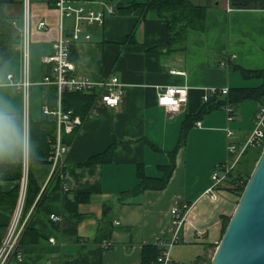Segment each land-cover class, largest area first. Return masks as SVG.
Listing matches in <instances>:
<instances>
[{
  "label": "crops",
  "instance_id": "obj_1",
  "mask_svg": "<svg viewBox=\"0 0 264 264\" xmlns=\"http://www.w3.org/2000/svg\"><path fill=\"white\" fill-rule=\"evenodd\" d=\"M54 1L31 0L30 132L33 124L46 120L42 108L54 91L42 84L50 74L43 59L52 54L59 36ZM75 1L87 9H101L102 3L118 8L103 26L84 28L83 38L74 46L75 64L77 75L95 82L118 78L125 93L116 108L106 107L99 95L92 98L82 127L66 144L69 152L56 174L49 161L31 164L29 146L28 188L30 178L34 186L24 222L37 231L39 240L21 249L22 262L10 264H143L146 247L162 253L171 242V210L177 201L190 210L180 240L171 249V264L210 263L222 239L224 220L231 219L239 199L217 190L218 199L212 200L207 192L216 169L233 159L229 143L242 146L248 139L260 106L257 102L246 101L234 109L231 123L225 110L202 117L176 151L167 187L132 192L139 185L140 169L150 178L163 176L161 167L171 164L186 117L199 114L206 92L262 85L234 67L264 70V10L234 9L233 0H190L208 9L207 27L203 33L190 32L180 50L173 51L177 45L169 46L167 25L152 13L145 16L138 7L145 0ZM0 2L20 31L23 0ZM41 21L51 29L37 31ZM64 25L69 34L73 19L66 18ZM19 46L6 62L0 47V116L5 121L0 132V167L10 169L8 178L0 177V245L16 213L27 164L23 99L7 80L9 75L16 82L21 80ZM168 87L188 88V104L180 113L157 105L159 92ZM228 128L234 132L231 140ZM111 147V163L86 166Z\"/></svg>",
  "mask_w": 264,
  "mask_h": 264
},
{
  "label": "built area",
  "instance_id": "obj_2",
  "mask_svg": "<svg viewBox=\"0 0 264 264\" xmlns=\"http://www.w3.org/2000/svg\"><path fill=\"white\" fill-rule=\"evenodd\" d=\"M101 9H87L79 5L75 0H55L54 9L58 14L59 21L57 30L59 36L54 43L53 52L50 56L43 59L45 65H52V76H46L42 84L54 86L57 89L58 103L56 109L52 110L48 106L42 108L44 116L51 117L56 121V135L52 143V153L48 158L52 173L56 174L63 158L68 154L69 147L64 143L66 135H72L83 125V119L76 115L73 110L65 111L62 107V97L65 93H90L92 91L99 92V98L102 103L109 108H116L121 102V98L125 93V85L118 78L113 77L100 82H95L88 77L76 74V64L71 60V49L77 42L83 38L84 28L86 26L98 25L103 26L108 16H115L117 10L112 5L101 4ZM23 25L20 29V52L22 56L21 80L16 82L13 75H9L7 80L9 85L17 88L23 99V117L25 128V146L26 160L24 165L23 179L20 185L19 200L16 213L8 228L6 236L0 245V264H10L16 260L22 262L24 255L20 250V241L25 231L24 211L26 208V199L28 191V162H29V146H30V99L33 83L31 81V46L33 37V25L31 22V0H23ZM66 18L73 19L72 31L67 34L64 21ZM15 27L16 23H12ZM39 32L49 31L50 25L46 21H41L35 26ZM89 41L91 37H84ZM225 67L226 64H223ZM220 93L223 96L229 94V90H210L206 92L203 102H208L210 97ZM188 104V88L168 87L161 90L158 94L157 105L161 108L173 113H180ZM228 114V121H234V109L230 106L225 108ZM227 137L231 140L234 133L228 128L226 130ZM264 148V103L259 106L254 120L251 133L242 146L235 143H229L228 153L233 157L228 164L219 166L212 176V187L207 192L212 200H217L218 187L225 181L228 174L237 166L243 154L249 150H259ZM68 192V189H64ZM190 206L183 205L177 201L172 210V240L166 246L158 258L157 264H171V249L176 245L181 237V231L186 221ZM55 221L61 219L52 216ZM209 264V263H204Z\"/></svg>",
  "mask_w": 264,
  "mask_h": 264
},
{
  "label": "trees",
  "instance_id": "obj_3",
  "mask_svg": "<svg viewBox=\"0 0 264 264\" xmlns=\"http://www.w3.org/2000/svg\"><path fill=\"white\" fill-rule=\"evenodd\" d=\"M138 7L143 9L145 16H147L149 13H152L167 25L169 33V46L173 47L177 45L175 48H173V51L180 50V46L185 44L190 32L203 33L207 27L208 9L206 7L196 6L190 0H145V3ZM232 7L238 10H264V1L233 0ZM116 10H118V8ZM19 44L20 31L12 24V22L8 20L5 14V4L0 2V47L3 51V62L8 61L13 56V53L18 48ZM75 55L76 49L73 46L71 49V60L73 62H75ZM45 66H48L46 68L50 70V74L48 76H52V65ZM234 69L246 79L255 78L261 80L262 85L253 89H233L229 91L227 96L217 93L210 97L208 102H203L201 111L197 116L186 117L182 126L178 147L172 153L171 164L169 166L161 167L163 170V176L161 178H150L146 176L140 169L138 174L140 182L132 194H140L148 190H163L167 187L175 169L176 151L185 145L189 130L198 121H200L202 117L216 110H225V108L228 106L232 107L233 109L238 108L246 101H255L260 106L264 103V70L250 72L238 66L234 67ZM51 87L54 89V91L50 95L47 103H45V106H48L50 109L54 110L57 107L58 96L56 87ZM98 95V91H92L90 93H65L62 97V107L65 111L73 110L76 115L80 116L84 120L89 112L92 98H95ZM44 118L46 120L43 122L39 124H33L31 126V164L48 163V158L52 153V143L56 135V121L51 117L44 116ZM75 132L72 135H66L64 137L65 144H70ZM113 149L114 147H111L105 153L92 157L86 166L111 163ZM263 149L264 148L259 150H247L241 157L237 166L228 174L225 181L218 187V190L228 191L240 199L256 166V163L259 160L254 158V156L260 158ZM14 170H17V168ZM9 171L10 169L8 170V168L0 167V177L5 179L8 178ZM17 176L19 179L21 177V173ZM33 186V180L30 178L26 199L27 209L29 208L30 192ZM38 193L39 191L36 188L35 194L37 195ZM229 221L230 218L224 220L222 237L226 231ZM38 240L39 236L37 231L33 228L26 227L20 241V250L28 245L36 244ZM160 255L161 251L158 249H155L154 247H146L143 252V264H151L154 261L156 263ZM195 264L201 263L198 261Z\"/></svg>",
  "mask_w": 264,
  "mask_h": 264
},
{
  "label": "water",
  "instance_id": "obj_4",
  "mask_svg": "<svg viewBox=\"0 0 264 264\" xmlns=\"http://www.w3.org/2000/svg\"><path fill=\"white\" fill-rule=\"evenodd\" d=\"M210 264H264V149Z\"/></svg>",
  "mask_w": 264,
  "mask_h": 264
},
{
  "label": "clouds",
  "instance_id": "obj_5",
  "mask_svg": "<svg viewBox=\"0 0 264 264\" xmlns=\"http://www.w3.org/2000/svg\"><path fill=\"white\" fill-rule=\"evenodd\" d=\"M4 127H5L4 117L0 116V132L3 131Z\"/></svg>",
  "mask_w": 264,
  "mask_h": 264
},
{
  "label": "rangeland",
  "instance_id": "obj_6",
  "mask_svg": "<svg viewBox=\"0 0 264 264\" xmlns=\"http://www.w3.org/2000/svg\"><path fill=\"white\" fill-rule=\"evenodd\" d=\"M235 110H236V108H235ZM233 131V130H232ZM234 133V132H233ZM263 152V151H262ZM254 158H257V160L259 159L258 157H256V156H254ZM254 163V162H253ZM215 253V252H214ZM214 256V255H213Z\"/></svg>",
  "mask_w": 264,
  "mask_h": 264
}]
</instances>
